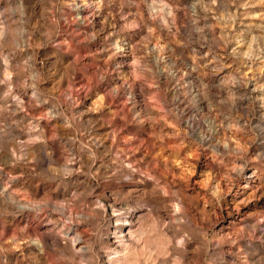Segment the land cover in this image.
Returning a JSON list of instances; mask_svg holds the SVG:
<instances>
[{
    "label": "rangeland",
    "instance_id": "rangeland-1",
    "mask_svg": "<svg viewBox=\"0 0 264 264\" xmlns=\"http://www.w3.org/2000/svg\"><path fill=\"white\" fill-rule=\"evenodd\" d=\"M0 264H264V0H0Z\"/></svg>",
    "mask_w": 264,
    "mask_h": 264
},
{
    "label": "bare ground",
    "instance_id": "bare-ground-1",
    "mask_svg": "<svg viewBox=\"0 0 264 264\" xmlns=\"http://www.w3.org/2000/svg\"><path fill=\"white\" fill-rule=\"evenodd\" d=\"M3 57H4V56H3ZM6 62H7V60L4 59V61L2 62L3 64H2V66H1V69H3L4 72L7 71V64H6ZM6 77H7V76H6ZM256 89H257V88H256ZM257 90H258V89H257ZM14 99L16 100V98H14ZM14 99H13V100H14ZM15 100H14V101H15ZM17 100H18V99H17ZM10 102H11V101H10ZM15 102H16V101H15ZM13 104H14V103H13ZM13 104H12V105H13ZM10 180H11V181H9V184H13V182L15 181V180H12V179H10ZM1 186H2V185H1ZM3 186H4V185H3ZM2 192H3L4 194H7L6 189H3ZM7 195H8V194H7ZM9 198H10V197H9ZM47 205H52V204L48 202ZM119 233L123 234V231L120 230Z\"/></svg>",
    "mask_w": 264,
    "mask_h": 264
}]
</instances>
